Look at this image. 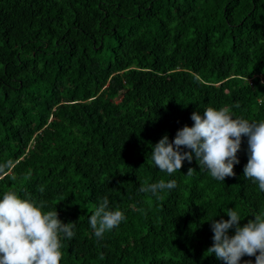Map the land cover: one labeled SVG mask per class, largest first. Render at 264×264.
I'll list each match as a JSON object with an SVG mask.
<instances>
[{"label": "trees", "instance_id": "trees-1", "mask_svg": "<svg viewBox=\"0 0 264 264\" xmlns=\"http://www.w3.org/2000/svg\"><path fill=\"white\" fill-rule=\"evenodd\" d=\"M208 106L264 121V0H0V199L75 224L60 264H224L207 253L212 221L264 214L248 137L224 181L195 157L171 175L151 158ZM160 180L177 187L139 190ZM105 196L125 219L98 239Z\"/></svg>", "mask_w": 264, "mask_h": 264}, {"label": "clouds", "instance_id": "clouds-1", "mask_svg": "<svg viewBox=\"0 0 264 264\" xmlns=\"http://www.w3.org/2000/svg\"><path fill=\"white\" fill-rule=\"evenodd\" d=\"M192 127L184 126L173 142L165 135L152 149V160L158 169L171 175L195 157L200 170H207L212 178L224 181L234 177V166L239 163L237 153L242 137H248L249 159L244 177L258 184L264 192V121L250 123L244 118H233L228 107L208 106L203 115L194 112ZM182 148L189 151L182 152ZM194 169H189L191 175ZM177 187L175 180H160L144 184L140 191L161 199L163 190ZM43 192V188L40 189ZM46 202L22 199L9 190L0 199V264H60L62 259L61 234L74 237V223H63L57 210L44 211ZM228 220L212 221L214 232L212 253L224 264H240L245 255L255 256V264H264V214L255 215L243 227L237 210L226 211ZM125 219L117 208L109 209L107 196L103 197L90 216L89 224L98 239L118 227ZM235 228V235L228 230ZM259 253V255H257ZM251 264V262H247Z\"/></svg>", "mask_w": 264, "mask_h": 264}]
</instances>
